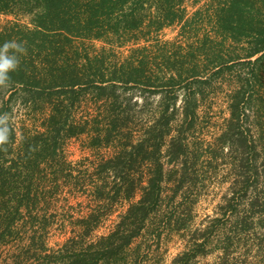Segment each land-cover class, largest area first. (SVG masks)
<instances>
[{"label":"trees","instance_id":"obj_1","mask_svg":"<svg viewBox=\"0 0 264 264\" xmlns=\"http://www.w3.org/2000/svg\"><path fill=\"white\" fill-rule=\"evenodd\" d=\"M187 1L0 0V14L31 19V25L9 21L0 26V49L6 42L15 43L7 54L18 63L2 82L9 87L8 100L0 92V132L6 137L0 143V197L10 189L18 198V181L11 182L20 175L19 164L32 178L42 163L59 157L61 138L90 135L95 152L103 147L113 150L83 185L96 206L75 220L78 235L40 264H139L130 248L162 203L167 181L163 152L168 164H174L171 178L174 172L180 176L171 201L188 174L187 161L182 166L178 163L187 155L183 129L195 126L205 86L237 65L250 72L239 76L238 88L229 94L230 117L218 137L219 148L237 153L234 193L224 209L229 210L238 193L247 196L255 189L250 217H238L234 229L242 235L256 230L254 222L264 227V198L258 192L264 188H260L264 179V0H209L192 15ZM172 27H179L176 39L160 38ZM123 48H128L127 55L117 51ZM181 87L187 92L180 109L177 89ZM136 89L163 94L158 118L136 122V103L132 105ZM19 90L44 118L43 130L24 136L22 153L14 154L18 134L14 126L4 124L2 116ZM179 117L183 119L176 125ZM10 153L16 157L6 167ZM211 155L210 161L218 159V152ZM31 182L26 184L24 198L32 193ZM24 198L16 205V213ZM26 205L29 209L30 203ZM117 206L123 210L117 212L108 232L88 242L116 214L112 210ZM190 214L170 216L161 223L173 232H192ZM211 230H194L172 264H191L206 254ZM233 246L227 238L220 264H228L226 257Z\"/></svg>","mask_w":264,"mask_h":264},{"label":"rangeland","instance_id":"obj_2","mask_svg":"<svg viewBox=\"0 0 264 264\" xmlns=\"http://www.w3.org/2000/svg\"><path fill=\"white\" fill-rule=\"evenodd\" d=\"M208 1L188 0L186 5L189 14L192 15ZM9 21L31 25L30 17L16 18L13 15L0 14V26ZM178 35L179 27H172L165 30L160 38L174 40ZM98 46L101 47L102 44ZM117 51L128 54V48ZM246 72H250L249 68L237 65L222 78L213 80L212 85L205 86L204 94L199 97L201 107L195 126L190 130L186 127L183 129L182 137L185 139L187 155L178 163L182 166L187 161L188 174L179 195L171 201L180 176L174 172V178H171L170 170L174 164H168L169 158L166 151L163 152L162 161L165 164L167 181L163 185L162 203L147 230L130 248V254L138 259L139 264H172L174 258L186 249L193 231L209 227L212 230L207 236L206 254L201 253L191 264H220L223 260L222 248L229 237L234 246L227 254L228 264H264V227L254 222L256 230L242 235H238L234 229L238 217L249 215L250 200L255 196L256 190L252 189L247 196L242 192L238 193L229 210L224 209L234 193L232 182L237 174L233 161L237 153L232 152L229 147L224 150L219 148L218 137L224 130L226 119L230 117L229 94L238 88L239 76ZM194 88L197 89V86ZM177 90L180 93L178 105L181 109L187 89L181 87ZM0 92L3 94L2 98L8 100L9 87L0 83ZM18 92L2 116L4 124L14 126L18 134L17 142L13 143L14 154L22 153L21 140L24 136H32L43 130L41 126L44 118V115L35 113L32 105L25 101L23 92ZM132 93V105L136 103L134 119L137 123L158 118L163 108V94L152 95L139 89ZM182 119L183 117H179L175 124L181 123ZM90 137L82 135L61 138L59 157L42 163L32 178L28 177L23 164H19L20 175L17 178L12 177L11 182L18 181V198L15 199L14 191L10 189L5 197H0V264H40L45 256L58 253L70 238L78 235L80 228L75 227V220L86 216L96 206L87 192V187L84 188L83 185L88 183L91 173L102 162L103 157L113 154V150L105 147L95 152L91 148ZM213 152H218V159L210 161ZM14 154L7 155L9 159L6 167L12 166V158L16 157ZM16 172L13 168L12 173ZM29 180H32V193L24 198ZM263 187L264 179L260 185V188ZM258 192L264 198V188ZM21 198H24V205L20 213H16L15 208ZM28 203L29 209L26 205ZM121 210L123 208L120 206L114 207L112 211H116V214L97 228L88 242L107 233L112 220ZM189 212L192 215V232H173L161 223L170 216L185 218ZM158 234H161V238H158Z\"/></svg>","mask_w":264,"mask_h":264},{"label":"clouds","instance_id":"obj_3","mask_svg":"<svg viewBox=\"0 0 264 264\" xmlns=\"http://www.w3.org/2000/svg\"><path fill=\"white\" fill-rule=\"evenodd\" d=\"M15 47V43L8 44L5 43L4 48L0 49V83L5 79V74L10 70H15L18 66V63L14 56H9V48ZM25 51V49H24ZM6 139L3 132H0V143H3Z\"/></svg>","mask_w":264,"mask_h":264}]
</instances>
